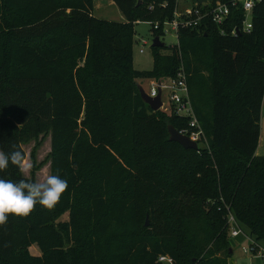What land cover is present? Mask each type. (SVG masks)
Instances as JSON below:
<instances>
[{
	"label": "trees",
	"instance_id": "1",
	"mask_svg": "<svg viewBox=\"0 0 264 264\" xmlns=\"http://www.w3.org/2000/svg\"><path fill=\"white\" fill-rule=\"evenodd\" d=\"M112 1L123 21L95 16V0H0V151L20 150L25 160L24 145L52 131V175L68 182L54 208L7 214L0 264H125L107 236L114 224L140 227L147 214L142 235L155 240H139L142 264H163L161 255L229 264L230 211L264 242V0H255L249 32L242 2L209 0L204 10L230 5L228 21L181 27L170 54L153 47L151 70L134 66L135 24L161 22L153 28L163 37L179 0ZM182 64L207 137L198 150L170 140L168 126L183 130L189 118L153 111L132 82L176 76ZM0 178L35 182L12 164ZM33 245L40 254L28 253Z\"/></svg>",
	"mask_w": 264,
	"mask_h": 264
},
{
	"label": "rangeland",
	"instance_id": "2",
	"mask_svg": "<svg viewBox=\"0 0 264 264\" xmlns=\"http://www.w3.org/2000/svg\"><path fill=\"white\" fill-rule=\"evenodd\" d=\"M190 0H179V10H183L186 6H191ZM95 16L103 19L123 21L124 15L120 11L119 7L112 0H95ZM170 31L166 33L162 39L166 43L165 49L162 54H170L178 43L177 34L169 27ZM155 38V31L153 24L149 21H139L135 24V47H134V66L138 70H151L154 66L153 57V40ZM143 40L147 41L144 46L145 52L141 53L139 50L143 46ZM33 43L44 44L45 39L37 38ZM183 63V62H181ZM184 64V63H183ZM160 78H139L133 79L132 82L136 87H143L148 93L154 80ZM208 85V83L206 84ZM204 94H207V90H204ZM129 105V102H127ZM262 131L264 137V109L262 111ZM261 148L259 153L264 154V139L261 141ZM202 146L208 147V144H202ZM26 152V158L23 161V172L29 178H34L35 182H43L48 175H52V158L54 155L52 131L39 134L36 138L24 145ZM212 201L205 203V208L211 207ZM119 216L122 214L125 217L129 215V206L118 211ZM68 218V211H66L60 219L66 220ZM151 222L150 215L147 214L145 222L143 221L141 226L133 228L130 223L126 221L121 224H114L110 230V234L107 236L109 239L108 249L114 253V256L121 255L125 264H142L141 263V251L139 248V240L145 238L146 240H155L154 234H147L141 231L143 224L146 221ZM243 229L246 233H242L238 237H231L230 243L233 253L228 259L229 264H264V242L260 241V252L245 253L244 248L251 250L254 243V238H251L247 233V228ZM137 236V237H136ZM136 237V238H135ZM138 242V243H135ZM152 243V241H150ZM30 254H40V249L37 245H33L28 250Z\"/></svg>",
	"mask_w": 264,
	"mask_h": 264
},
{
	"label": "built area",
	"instance_id": "3",
	"mask_svg": "<svg viewBox=\"0 0 264 264\" xmlns=\"http://www.w3.org/2000/svg\"><path fill=\"white\" fill-rule=\"evenodd\" d=\"M239 2L243 3V8L246 12V19L243 22V30L249 32L253 27L251 12L254 7L255 0H238L234 2V5H238ZM207 4H209V0L208 2L203 3H192L191 6H186L181 11L178 9V6L174 19L164 22L162 29L164 34L166 35V33L170 31L169 27H171L179 38V31L181 27H196L204 18L208 17H210L216 24L221 26L224 25L231 15L230 5L219 1L215 5L209 6V8L204 10L201 6ZM161 25V22H156L153 26L155 29L159 30ZM239 32L241 31L237 28L236 30H233L232 33L235 35ZM164 36H161V38L163 39ZM146 44L147 41L143 40V46L139 50L141 53L145 52L144 46H146ZM160 93L163 102L160 110H164L177 116L188 117L189 125L180 131L197 141L199 146L204 144V142L207 141V137L201 122L196 116L188 83V75L183 64L176 76L163 77L159 80H154L148 94L151 97H157ZM228 224L230 225L229 230L232 237H238L244 233L243 229L238 225L235 215L231 211L228 214ZM257 251L260 252V244L255 242V240L251 250L244 248L245 253H255ZM159 261L163 264H174L173 258L168 255H161L159 257Z\"/></svg>",
	"mask_w": 264,
	"mask_h": 264
},
{
	"label": "clouds",
	"instance_id": "4",
	"mask_svg": "<svg viewBox=\"0 0 264 264\" xmlns=\"http://www.w3.org/2000/svg\"><path fill=\"white\" fill-rule=\"evenodd\" d=\"M23 160L20 150L0 151V171L7 169L9 164L22 168ZM67 187V180L58 174L48 175L43 182L0 178V224L7 221V214L28 216L37 204L54 208Z\"/></svg>",
	"mask_w": 264,
	"mask_h": 264
},
{
	"label": "water",
	"instance_id": "5",
	"mask_svg": "<svg viewBox=\"0 0 264 264\" xmlns=\"http://www.w3.org/2000/svg\"><path fill=\"white\" fill-rule=\"evenodd\" d=\"M203 2H208V0H200V3ZM165 46L166 43L162 40L161 36L156 35L153 40V47H165ZM139 91L144 102H146L153 111H158L161 109L163 104L161 93L157 97H151L141 86H139ZM168 129H169L171 141L180 143L184 148L198 150L199 148L198 142L190 138L189 135L182 133L172 124L168 126ZM148 225H149V221L147 219L146 226ZM230 252L232 253L233 250L231 249Z\"/></svg>",
	"mask_w": 264,
	"mask_h": 264
},
{
	"label": "crops",
	"instance_id": "6",
	"mask_svg": "<svg viewBox=\"0 0 264 264\" xmlns=\"http://www.w3.org/2000/svg\"><path fill=\"white\" fill-rule=\"evenodd\" d=\"M192 2V0H190ZM264 109V100H263V104H262V111ZM264 139L263 137V131H262V116H261V136H260V143H259V147H258V150H257V154L260 155L259 153V149L261 148V141ZM261 155H264V154H261Z\"/></svg>",
	"mask_w": 264,
	"mask_h": 264
}]
</instances>
